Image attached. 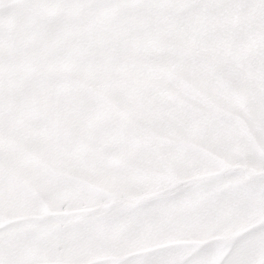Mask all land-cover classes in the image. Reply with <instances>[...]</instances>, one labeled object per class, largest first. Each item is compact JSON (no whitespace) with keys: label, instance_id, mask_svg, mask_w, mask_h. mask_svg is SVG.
<instances>
[{"label":"rangeland","instance_id":"374dc122","mask_svg":"<svg viewBox=\"0 0 264 264\" xmlns=\"http://www.w3.org/2000/svg\"><path fill=\"white\" fill-rule=\"evenodd\" d=\"M251 100L264 0H0V264H59L62 228L110 207L122 154Z\"/></svg>","mask_w":264,"mask_h":264},{"label":"crops","instance_id":"0c3cea01","mask_svg":"<svg viewBox=\"0 0 264 264\" xmlns=\"http://www.w3.org/2000/svg\"><path fill=\"white\" fill-rule=\"evenodd\" d=\"M225 118L196 140L174 130L179 139L142 140L122 154L110 207L63 227L54 259L186 264L197 254L195 264H263L264 104Z\"/></svg>","mask_w":264,"mask_h":264},{"label":"snow or ice","instance_id":"6c2138e0","mask_svg":"<svg viewBox=\"0 0 264 264\" xmlns=\"http://www.w3.org/2000/svg\"><path fill=\"white\" fill-rule=\"evenodd\" d=\"M196 255L197 254H193V256L190 257L188 261H186V264H195ZM225 264H227V260L225 261Z\"/></svg>","mask_w":264,"mask_h":264}]
</instances>
